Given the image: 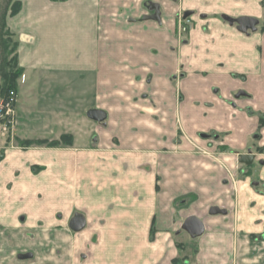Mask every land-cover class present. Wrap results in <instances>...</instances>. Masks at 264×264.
Here are the masks:
<instances>
[{
    "label": "crops",
    "instance_id": "obj_1",
    "mask_svg": "<svg viewBox=\"0 0 264 264\" xmlns=\"http://www.w3.org/2000/svg\"><path fill=\"white\" fill-rule=\"evenodd\" d=\"M20 1L7 19L26 86L18 131L29 139L70 131L73 140L0 161V264H68L65 243L77 264L81 241L86 264H264V32L243 34L223 19L259 16L262 0ZM151 3L159 23L145 20ZM185 12L195 25L177 51L175 21ZM51 28L73 29L87 37L80 48L98 52L83 66L92 104L76 109L47 93L55 71L69 67L37 55ZM89 108L105 111L107 127L81 119ZM88 126L96 139L80 136ZM249 150L247 170L239 156ZM33 165L43 169L33 175ZM74 215L85 219L81 234L48 235ZM188 217L202 221L199 237L182 230Z\"/></svg>",
    "mask_w": 264,
    "mask_h": 264
},
{
    "label": "rangeland",
    "instance_id": "obj_2",
    "mask_svg": "<svg viewBox=\"0 0 264 264\" xmlns=\"http://www.w3.org/2000/svg\"><path fill=\"white\" fill-rule=\"evenodd\" d=\"M15 2H16L15 0H0V25H1V21H4L6 23V28L11 35V37L10 36L8 37L6 34L2 37V40L0 39V85L1 84L4 85V76L7 74V72L9 70H13V68L15 70V66H14L15 65L14 64L15 55L18 60L19 41L16 35L10 32L7 26V19L14 17L15 15L19 13L18 12L17 14L10 16L13 10L16 9ZM19 2L21 4L20 0ZM145 9H147L148 12H150V10L148 9V4H145ZM259 12H261V15L258 16V19L260 21L262 20L261 16L264 13V9L257 8L256 14H258ZM190 15L191 13H189V16H187V18L184 19L185 21L180 19L181 16L177 17L175 21V29H176L175 41H176L177 51L178 49L182 48L181 47L182 45L188 42L189 33L195 25V21L190 19L191 18ZM3 33H5V30L3 31ZM86 39L87 37L83 35H79L76 31H74L71 28H63V29L62 28L61 29L51 28L43 34L41 50L39 49L37 51V55L39 57L43 58L44 55H47L49 60L60 61L65 66H69L65 69L56 70L54 75L56 76L58 81L54 84L46 83L45 88H48L47 89L48 94H52L55 90L56 93L60 94L64 99L71 102L73 107L76 109H78L81 106L83 107L85 105L92 104V100L94 96V83L92 81L93 74L91 72L89 73L88 68H83V66L92 65L89 55L92 54V56H95L96 54H98V52L92 51V50L88 51L82 47L81 48L79 47V44L83 42H87ZM59 46H68V48L62 49ZM18 66H19V63H18ZM183 74H184L183 70L179 67L176 69V72L174 74L175 95H176L177 104L178 102L182 100V97H183L182 92H181L182 86L180 84V79L183 76ZM23 78L24 76L22 73L20 76H18L15 79L16 91L14 92L17 95V103L19 100L21 101V103H24V99H26L25 94H24L26 92V86L24 85L19 86L20 82L23 81ZM0 100H2L1 97H0ZM50 103H51V100H50ZM16 107H17V104L15 106V123L12 126H9L7 128V130L4 132V135L2 134V131L0 128V161L4 159L5 155L10 150L28 151V150H32L33 148H40V147L48 149V148H55L60 145H71L72 140H73V135L72 133H70V131H62L56 139H52V138L45 139L44 137L45 135L40 136V138L38 139H33V138L29 139L25 137L24 132L20 134L22 129L21 131H18V126L20 125H17L18 114H16V109H17ZM90 110H100V109L89 108V111ZM100 111L105 113V111L103 110H100ZM105 116H106V113H105ZM20 119H21V116L19 114V120ZM81 119L86 120L85 121L86 124H89L90 126L94 125V126H99L101 128L107 127V117H105L103 121L97 122V121H94L88 118L87 114L86 115L83 114L81 115ZM79 134L80 136L84 138H89L92 140L98 137L96 131L90 130L89 126L81 127ZM181 136L182 135L180 131L177 129L176 139L179 140ZM57 142H58V145L55 146V143ZM41 169L43 168L40 166L33 165L31 167V172L33 175H37ZM225 170L228 171L226 168ZM241 177H245V176H241ZM56 218H58V216ZM57 224L58 223H55L53 226L46 228L49 236L56 234V232H58L57 229H60V228H63V230H67V233L70 234L69 236H73V237L77 236L78 234H81L84 231V230H81L80 232H73L72 230H70L69 225H67V223L64 224L62 227H58ZM43 228L45 227H42V229ZM150 234L152 237V235L154 234L153 228H151ZM32 237H35V235H33ZM48 241H49L48 253L49 254L52 253L53 255L58 257L57 252H60V250L62 249L57 247L58 245L56 243L57 241H55V243H52L51 240H48ZM79 245H80L79 252L75 254L73 258V262L77 264H86L87 250L86 249L84 251L82 250L84 247L83 246L84 244L82 241L79 243ZM71 248L72 247L70 246V244L65 243L63 250L69 257L64 258V261L66 262L68 260L70 262L68 264L72 263L71 254H68V252L69 253L71 252ZM22 253L24 254L25 252H22ZM32 253L33 255L29 254L25 256V258H28V257L30 258L28 261L37 259V256L39 253L38 252L35 253V251H33ZM178 263L184 264L181 259H178Z\"/></svg>",
    "mask_w": 264,
    "mask_h": 264
},
{
    "label": "water",
    "instance_id": "obj_3",
    "mask_svg": "<svg viewBox=\"0 0 264 264\" xmlns=\"http://www.w3.org/2000/svg\"><path fill=\"white\" fill-rule=\"evenodd\" d=\"M149 10L154 11V14L151 16H146V20H153L156 22H160V11H159V5L158 4H149ZM189 15V12H186L184 16ZM236 23L238 24L237 30L240 32H244L246 30V27L254 28V26L257 24V20L250 17H241L238 20H236ZM88 118L91 120L101 122L105 119V113L100 110H90L87 113ZM202 137H207V135H203ZM253 160V156L250 154H245L240 156V163H244L245 165H250ZM210 213H218L217 208H212L210 210ZM85 219L81 215H74L68 225L70 230L73 232H80L85 227ZM182 230L186 232L191 238L199 237L203 232V223L200 219L196 217H188L184 220L182 224Z\"/></svg>",
    "mask_w": 264,
    "mask_h": 264
},
{
    "label": "trees",
    "instance_id": "obj_4",
    "mask_svg": "<svg viewBox=\"0 0 264 264\" xmlns=\"http://www.w3.org/2000/svg\"><path fill=\"white\" fill-rule=\"evenodd\" d=\"M15 1H16L15 2L16 9L13 10V12L10 14V16H13V15L17 14L19 12L20 8H21V4H20L19 0H15ZM4 30H5V33H3ZM6 34H7L8 37L9 36L11 37L9 31L6 28V23L4 21H1V25H0V39L2 40V37L4 35H6ZM14 64H15L14 65L15 66V70H14V68H13V70H9L7 72V74L4 76V85L3 84L0 85V97H1V99H5L10 92L16 91V89H15V79L23 73L22 72L23 71L22 68H20L18 66V60H17L16 55H15V59H14ZM57 145H58V142L55 143V146H57ZM173 264H179L178 260H174Z\"/></svg>",
    "mask_w": 264,
    "mask_h": 264
},
{
    "label": "built area",
    "instance_id": "obj_5",
    "mask_svg": "<svg viewBox=\"0 0 264 264\" xmlns=\"http://www.w3.org/2000/svg\"><path fill=\"white\" fill-rule=\"evenodd\" d=\"M17 95L14 91L10 92L5 99L0 100V128L2 134L9 126L15 123V106Z\"/></svg>",
    "mask_w": 264,
    "mask_h": 264
},
{
    "label": "flooded vegetation",
    "instance_id": "obj_6",
    "mask_svg": "<svg viewBox=\"0 0 264 264\" xmlns=\"http://www.w3.org/2000/svg\"><path fill=\"white\" fill-rule=\"evenodd\" d=\"M148 9H149V6H148ZM261 9H264V0H262V3H261ZM159 11H160V8H159ZM186 13V12H185ZM184 13V14H185ZM154 14V11H150V15L149 16H151V15H153ZM184 14L183 15H180L179 17H180V19H182V20H184L185 18H187V16H189V15H187V16H184ZM191 16V15H190ZM241 17H250V18H254V19H256L257 20V24L254 26V28L252 29V28H250V27H246V30L244 31V32H240V31H238L237 30V28H238V24L236 23V20H238L239 18H241ZM262 20H260L259 21V19H258V16H240V17H236V18H229V17H227V16H224L223 17V19L225 20V21H227L229 24H230V26H233L238 32H240V33H243V34H248V33H254V32H264V13L262 14ZM185 21V20H184ZM257 136H259V135H257ZM259 151V150H258ZM261 152H264V151H262V150H260ZM246 154H250V155H252L253 156V160H252V162H251V164L250 165H245L244 163H240L241 164V166H243L245 169H247L248 170V168L253 164V162H254V160H255V155L249 150V152L248 153H246ZM242 155H245V154H242ZM241 156V155H240ZM240 156H239V162H240ZM246 170V171H247ZM248 172V171H247ZM247 172H245V170L241 173V174H246Z\"/></svg>",
    "mask_w": 264,
    "mask_h": 264
}]
</instances>
